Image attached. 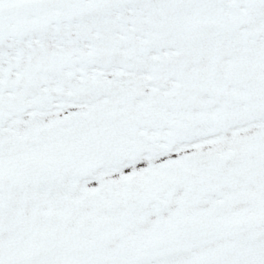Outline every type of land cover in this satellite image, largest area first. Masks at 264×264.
I'll return each mask as SVG.
<instances>
[{
    "label": "snow or ice",
    "instance_id": "obj_1",
    "mask_svg": "<svg viewBox=\"0 0 264 264\" xmlns=\"http://www.w3.org/2000/svg\"><path fill=\"white\" fill-rule=\"evenodd\" d=\"M0 264H264V0H0Z\"/></svg>",
    "mask_w": 264,
    "mask_h": 264
}]
</instances>
